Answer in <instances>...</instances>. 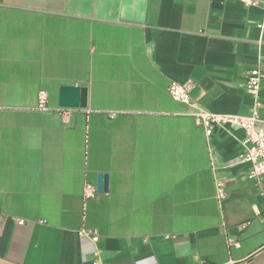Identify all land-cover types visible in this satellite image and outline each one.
Segmentation results:
<instances>
[{"label":"crops","instance_id":"obj_1","mask_svg":"<svg viewBox=\"0 0 264 264\" xmlns=\"http://www.w3.org/2000/svg\"><path fill=\"white\" fill-rule=\"evenodd\" d=\"M258 1L0 0V264H264L245 132L208 137L189 115L251 112ZM62 86L86 87L87 107L56 111ZM259 97L264 120V79Z\"/></svg>","mask_w":264,"mask_h":264},{"label":"built area","instance_id":"obj_2","mask_svg":"<svg viewBox=\"0 0 264 264\" xmlns=\"http://www.w3.org/2000/svg\"><path fill=\"white\" fill-rule=\"evenodd\" d=\"M247 3L258 4V0H243ZM264 79V72L259 68H254L246 73L245 81L242 84L244 90L253 97L252 110L248 114H220L192 106L191 85L171 81L168 84L167 92L170 98L179 104H186L194 108L189 115L193 117L195 123L201 126L206 135L211 137L215 129L227 125H232L245 132L243 140V151L240 158L250 163L251 169L248 178L258 182L264 188V120L260 117L261 99L259 92ZM48 93L44 90L39 92L37 109L41 111L51 110L48 106ZM70 108L59 107L56 111L68 114ZM121 112H110L109 116L115 118ZM217 198L224 200L227 193L221 182H217ZM96 192L92 185H86L84 196L90 197ZM96 241L98 236L95 232H87ZM226 264H245V262L230 261Z\"/></svg>","mask_w":264,"mask_h":264},{"label":"water","instance_id":"obj_3","mask_svg":"<svg viewBox=\"0 0 264 264\" xmlns=\"http://www.w3.org/2000/svg\"><path fill=\"white\" fill-rule=\"evenodd\" d=\"M59 105L64 108H86L87 88L81 86H62L60 89ZM107 189V175L100 174L97 185L98 192Z\"/></svg>","mask_w":264,"mask_h":264}]
</instances>
